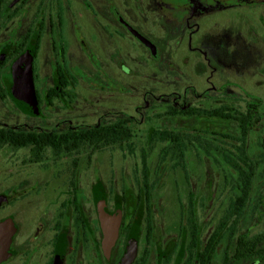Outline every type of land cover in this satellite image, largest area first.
I'll use <instances>...</instances> for the list:
<instances>
[{"label":"flooded vegetation","instance_id":"af4514ba","mask_svg":"<svg viewBox=\"0 0 264 264\" xmlns=\"http://www.w3.org/2000/svg\"><path fill=\"white\" fill-rule=\"evenodd\" d=\"M83 1L88 13L85 19L81 18L82 0H0V28L14 27L7 36L0 34V103H5L6 108L13 107L18 117H34L43 124L29 126L0 119V135L3 134L1 129H11L15 133L35 135L37 142L43 145L0 146L27 150L29 162L20 164L25 170L47 164L46 172L39 171L40 175L46 174L49 180L58 172L62 176L60 180H52L42 195L27 193L16 184L0 183V223L10 221L15 230L7 247L8 257L0 264H121L126 255L133 256L130 264H189L192 255L189 248L193 246L189 243L193 230L189 218L195 216L199 224L195 230L201 239L198 246L203 249L214 239L218 225L205 233L199 211L190 212L188 205L181 208L182 223L178 233L168 236L159 225L161 220L152 210L151 200L130 211L128 200L123 198L115 202L111 210L106 194L105 198H97L96 169L86 170L80 159L85 154L91 161L98 151L106 148L97 147L99 132L115 131L123 135L131 130L133 137L137 135L131 125L138 121L137 117L145 118L143 110L150 106L151 100L147 107L135 108L136 115L125 112H129V78L140 76L141 60L146 57L151 59V68L157 74L174 71L183 78L189 75L187 89L155 98L168 103L172 117H204L199 111L210 109L192 106L194 101L201 99L232 96L230 100L237 101V92H241L237 89L214 90L211 82L214 77L207 80L202 73V62L198 59H203V55L195 44L201 34H211L215 29L220 34L225 33L222 27L208 28L216 26L224 17L235 21L242 17L253 37L251 40L264 41L261 40L264 36L263 10L253 12L264 8V0ZM24 19L26 32L17 40L12 34L16 27L24 26L19 24ZM82 37L105 38L107 43L93 51L83 45ZM193 56L198 58L192 59ZM26 59L33 71L39 106L37 116L22 112L12 96L13 69ZM131 59L135 62L131 63ZM203 80L208 88L196 87ZM148 99L151 98L148 96ZM250 99L255 100L247 102L246 114L252 119L259 114L261 101L255 95ZM97 102L104 106L103 110L97 109ZM225 108L234 118L225 120L242 122L248 119L246 114H232L236 108L231 105L220 107ZM187 110L193 115H174ZM51 124L54 126L47 130ZM151 131H147L146 136ZM66 138L83 141L78 146L65 147ZM117 145L129 146V141L107 147ZM64 158L69 160L67 166L60 161ZM17 168L11 165L12 170ZM92 169L93 175L85 179ZM34 171L31 176L36 177L34 184L39 185V175ZM87 181L90 189L88 195H83L80 187ZM100 204L111 216L118 209L122 212L118 237L109 257L104 252V235L98 215ZM149 219H152V226L148 224ZM222 240L223 237L209 264H216ZM236 246L232 253L224 254L221 264H264V258L244 263L236 260ZM201 253L204 252L195 253V256Z\"/></svg>","mask_w":264,"mask_h":264},{"label":"rangeland","instance_id":"374dc122","mask_svg":"<svg viewBox=\"0 0 264 264\" xmlns=\"http://www.w3.org/2000/svg\"><path fill=\"white\" fill-rule=\"evenodd\" d=\"M98 2L100 1L98 0ZM85 4V1L82 0V19L88 16ZM261 11L264 15V8L253 10L255 13ZM228 18L224 17L216 26L208 27L209 29L222 27L225 33L220 34L215 29L211 34H201L200 40L195 46L202 51L203 59H198L199 62H202V73L207 80L214 77L211 80L214 90L226 92L228 89H237L241 92H237V101L235 102L230 100L232 96L228 95L231 97L222 99L213 97L209 100L194 101L192 106L213 110L231 105L236 108L235 113L232 112V114L240 116L246 114L247 102L255 100L250 99V96L255 95L261 104H259V114L256 118L251 119L246 114L249 127L242 122L228 121L218 117H172L169 113L168 103L155 98L187 89L189 75L183 78V75L174 71L157 74L151 68L153 66L151 59L146 57L141 60L143 67L140 76L131 75L129 78V112H125L129 115H136L135 108L146 106L151 100L150 106L143 110L145 118L141 120L140 117H137L138 121L131 125L132 131L137 135L129 143H133L137 150H131L127 145H117L98 151L93 157V161H89L85 154L82 155V160L80 159L86 170L92 167L96 169L98 180L96 188L104 189V194L109 198V208L112 210L115 202L126 198L128 209L131 211L139 206L136 194L138 188L143 185L142 155L147 152V170L149 183L152 187L150 192L151 208L160 218L161 228L168 236H172L178 233L182 223L181 208L189 205V210H191L193 202L196 206L195 209L201 215L200 220L205 227V233L218 225L230 201L238 193L239 179L238 171L226 162L222 150L233 158V154L238 155V148L244 146L243 150L248 157L247 160L254 166L250 199L242 216L234 218L224 233L216 257V264L222 263L226 252L232 253L239 235L245 233L252 235L264 231V41L253 42L251 40L253 37L242 17L241 19L237 18L236 21L234 18ZM23 21L24 23H22ZM19 24H24V26L16 27L12 34L17 40L26 32V19ZM13 28L12 26L1 27L0 34L7 36ZM89 31L91 32V29ZM147 38L151 40L149 37ZM261 40H264V36ZM81 41L85 42L83 45H86L87 49L93 51L107 43L105 38L95 39L93 37H82ZM151 41L153 42V40ZM136 53L141 52L136 50ZM131 54L134 55L132 51ZM195 58L198 57L193 56L192 59ZM133 62L135 60L131 59V63ZM159 81H162L163 84L160 85ZM197 86L208 88L204 80L198 82ZM148 96L151 99H148ZM5 106V103H0L2 122L26 123L25 125L29 126H38L41 122L34 117L19 116V118L14 114L13 107L6 108ZM96 107L97 109L104 108L99 102L96 103ZM41 125H43L42 122ZM53 126L54 124H51L47 130H51ZM149 130L154 133H187L189 138H201L205 147H208L209 144L213 148H209V155L206 150L199 147L198 143H195L194 147L189 146L187 141L185 158L180 164L167 144L156 143L153 148L151 145H145L146 133ZM244 135V144H242ZM28 155L27 150H10L0 146V183L7 186L16 184L27 193L33 192L34 195H42L52 184V180H60L62 176L58 172L52 180H49L46 174L40 175L39 171L46 172L45 168L49 166L47 164L37 165L36 171H34L35 169L25 170L26 167H21V165L29 162ZM60 161L65 166L69 162L68 158ZM12 164L18 167V170H12ZM33 171L39 175V185L34 184L36 177L31 176ZM92 175L93 169L91 172H87L85 179L89 180ZM89 185L88 181L81 185L83 195H88ZM3 193L7 194L6 191Z\"/></svg>","mask_w":264,"mask_h":264},{"label":"trees","instance_id":"16d2710c","mask_svg":"<svg viewBox=\"0 0 264 264\" xmlns=\"http://www.w3.org/2000/svg\"><path fill=\"white\" fill-rule=\"evenodd\" d=\"M200 115L201 116H207V117H218V118H224V119H231L233 120V116L230 115L229 111L225 109H213V110H200ZM174 115H193V112L191 110H187L185 112H180V113H174ZM242 123L245 126H250L249 122L247 120H242ZM3 134L0 135V144L4 145H10L12 147L18 148L21 146H37V147H42V142L38 143L37 140L38 138L35 135H27V134H21V133H15L14 130L11 129H1ZM133 135L131 130L129 131L128 134H123V135H117L114 132H109V133H98L97 134V147L98 149L104 148L107 146L111 145H116V144H123L127 141L133 140ZM244 138L242 139V144H244ZM83 141L81 139L77 138H66L65 140V147H74L78 146L79 143ZM189 142V146H194L195 143L199 144V147L206 150V153L210 155L209 148L210 146L208 144V147H205L203 145V139L201 138H189L187 133H175V132H163V133H154L150 132L146 136V142L145 145H151V148L156 143H162V144H167V147L174 152V156L177 157V159L180 161V164L184 161L185 158V149L188 147L186 142ZM242 148H238L239 153L238 155L233 154V158L228 155L227 152H224L222 150V154L226 158V162L234 169H236L239 173V179H238V185H237V190L238 193L235 194V197L230 201L228 207L225 210L224 215L221 217L220 223L218 224V231L214 233V239L210 241V245L203 249L202 247L198 246L201 243L200 239V234L198 231L195 230V228L199 227V224L196 221L195 216H191L189 218V226L193 228L191 231V239L189 243H192L193 246L189 248V252L192 253L190 259H189V264H209L211 259L213 258V255L215 253V249L220 243L226 229L228 228L230 222L234 218H240L248 204L252 185H253V178H254V166L251 162L247 160V155L245 151L243 150L244 146H241ZM129 148L131 150H137V148L134 147L133 143H129ZM150 148V149H151ZM213 148V147H212ZM224 149V148H223ZM135 150V151H136ZM219 150V149H218ZM40 156V154H37ZM147 157L148 154L147 152L142 155V163L144 166V180H143V185L138 188L137 192V203H150L151 197H150V192H151V185L149 183V175H148V170H147ZM242 166H241V165ZM184 166V164H182ZM185 167V166H184ZM98 190L97 198H105V195L103 191L100 189ZM145 198V200H142ZM102 201V199H99ZM195 203L193 202V205L190 207L191 210L190 212H195ZM150 226H152V219H149ZM237 246L235 249L236 255L235 259L239 260L241 263L244 262H252L254 260H260L264 258V231L258 234H242L238 237ZM204 252L201 254H198L195 256V253H200Z\"/></svg>","mask_w":264,"mask_h":264},{"label":"water","instance_id":"95a60500","mask_svg":"<svg viewBox=\"0 0 264 264\" xmlns=\"http://www.w3.org/2000/svg\"><path fill=\"white\" fill-rule=\"evenodd\" d=\"M138 35V34H137ZM139 36V35H138ZM140 39L149 47L151 44L141 36ZM14 85L12 88V96L25 114L37 116L39 114V106L35 91L33 71L28 60H22L13 69ZM98 215L100 225L104 235V252L109 257L112 247L114 246L121 224L122 212L120 209L114 215H109L104 205L98 206ZM14 227L10 221L0 223V261L8 257L7 247L11 243L14 234ZM133 256L126 255L121 264H130Z\"/></svg>","mask_w":264,"mask_h":264}]
</instances>
